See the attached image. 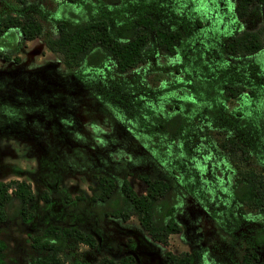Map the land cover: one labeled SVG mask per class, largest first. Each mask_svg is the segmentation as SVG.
<instances>
[{
	"label": "rangeland",
	"instance_id": "374dc122",
	"mask_svg": "<svg viewBox=\"0 0 264 264\" xmlns=\"http://www.w3.org/2000/svg\"><path fill=\"white\" fill-rule=\"evenodd\" d=\"M61 1L26 0L19 5L16 0H0V14L22 6L49 30L48 16ZM233 3L154 0L141 5L157 20L192 36L188 43L196 53L191 60H186V49L173 55L159 50L126 73L102 69L78 78L39 37L24 41L17 62L0 58V180H27L35 195L34 219L26 224L8 221L1 231L10 264H28L26 231L56 221L77 224L95 237L94 248L78 243L73 249L79 259L92 263L101 254L116 257L126 252L134 256V264H167L164 251L187 250L202 264H237L248 244L249 228L264 221L263 214L238 206L229 197V184L238 170L254 169L264 178V146L260 152L250 151L247 160H238L220 143L232 136L251 148L250 133L234 129V112L247 98L222 101L214 119L201 116L194 132L175 139L157 125L173 102L192 97L190 74L206 75L205 67L216 71L221 35L230 33L236 21L241 28L264 22V9L258 18L237 19ZM13 41V36H5L3 46ZM198 61L201 70L196 68ZM263 61L264 50L228 62L234 79L242 82L260 76ZM96 172L115 181L127 172L137 193L144 186L137 173L168 178L177 195L175 216L181 231L160 244L148 237L133 215L126 220L98 217L99 207L89 198ZM42 189L50 197L47 202L37 196ZM258 254L259 264H264V251L259 249Z\"/></svg>",
	"mask_w": 264,
	"mask_h": 264
},
{
	"label": "trees",
	"instance_id": "16d2710c",
	"mask_svg": "<svg viewBox=\"0 0 264 264\" xmlns=\"http://www.w3.org/2000/svg\"><path fill=\"white\" fill-rule=\"evenodd\" d=\"M26 0H16L22 5ZM154 0H62L48 16L51 29L45 30L37 16L30 11L17 9L0 14V58L17 62V52L24 41L41 38L44 46L55 53L60 62L78 78L86 74H100L102 69L126 73L136 65L150 60L160 50L167 55L177 52L193 58L188 36L181 28L170 26L150 15L143 4ZM16 9V8H12ZM233 14L237 19L258 18L264 9V0H234ZM196 26H200L194 19ZM5 36H13L11 46H3ZM222 50L216 60V71L207 67L204 72L190 74L191 98L173 102L171 110L157 125L161 132L175 139L194 132L201 116L214 119L219 106L228 98L244 96L248 100L241 110H235L234 129L250 133L251 148H246L232 136L221 140V146L238 160H247L249 153L260 152L264 146V67L260 76L236 81L232 76L229 60L251 57L264 50V22L254 28H241L236 21L230 33L221 35ZM224 65L220 66V62ZM257 62V63H256ZM248 65L250 61L247 60ZM256 66L258 61H255ZM259 65V64H258ZM264 65V61H263ZM202 62L196 68L201 70ZM187 72V69L185 70ZM189 72V71H188ZM211 73V75H208ZM80 76V77H79ZM11 79V78H10ZM236 153V154H235ZM238 176L229 184L232 203L256 210L264 215V178L254 169L238 170ZM127 172L115 179L103 172L93 174L95 187L90 200L99 207L98 217L111 216L126 220L135 216L148 237L166 244L170 234L181 231L175 216L177 195L171 181L154 173L141 172L136 177L143 183L137 193L126 178ZM38 198L50 200L42 189ZM35 195L31 184L24 179L0 180V264H10L6 258L7 242L1 231L8 221L21 224L34 219L31 203ZM77 199H83L78 197ZM68 201V194H64ZM248 244L238 257L237 264H259L258 250L264 251V221H256L248 230ZM28 264H134L131 253L116 257L101 254L95 262L79 259L75 245L82 243L90 248L96 245L95 237L85 228L71 223L48 222L39 230L26 231ZM167 264H202L191 251H164Z\"/></svg>",
	"mask_w": 264,
	"mask_h": 264
}]
</instances>
